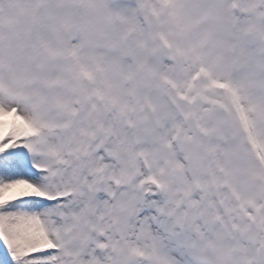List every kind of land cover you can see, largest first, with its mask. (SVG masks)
<instances>
[{
	"label": "snow or ice",
	"instance_id": "obj_1",
	"mask_svg": "<svg viewBox=\"0 0 264 264\" xmlns=\"http://www.w3.org/2000/svg\"><path fill=\"white\" fill-rule=\"evenodd\" d=\"M0 264H264V0H0Z\"/></svg>",
	"mask_w": 264,
	"mask_h": 264
}]
</instances>
